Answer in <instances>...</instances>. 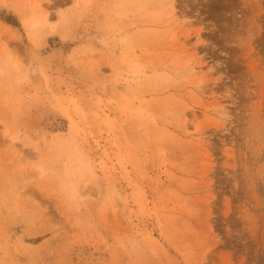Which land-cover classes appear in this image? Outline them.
Segmentation results:
<instances>
[{
	"label": "rangeland",
	"instance_id": "obj_1",
	"mask_svg": "<svg viewBox=\"0 0 264 264\" xmlns=\"http://www.w3.org/2000/svg\"><path fill=\"white\" fill-rule=\"evenodd\" d=\"M170 1L0 0V264H264V0Z\"/></svg>",
	"mask_w": 264,
	"mask_h": 264
},
{
	"label": "bare ground",
	"instance_id": "obj_2",
	"mask_svg": "<svg viewBox=\"0 0 264 264\" xmlns=\"http://www.w3.org/2000/svg\"><path fill=\"white\" fill-rule=\"evenodd\" d=\"M162 3H164V4H166V1H168V0H160ZM172 1L173 0H171L170 2H167V6H165V10H166V15L168 16V20H166V22H165V26H167V27H169V28H171V27H173V25L176 23V22H174V21H172V15H173V7H172ZM167 7V8H166ZM36 25H37V21H34L33 23H32V26L33 27H36ZM174 29V28H173ZM46 33H51V32H53L54 31V28H51V27H46ZM171 38L174 40L175 39V34H172V36H171ZM184 64H187V63H184ZM186 66H188V65H186ZM199 71V73H200V71L201 70H198ZM203 71V70H202ZM185 73H186V75L188 76V77H195L196 75H197V71L195 70V69H193L192 67H190V66H188L187 67V71H185ZM198 76H199V74H198ZM197 83H199V81H197L195 84H196V87L198 88V86H197ZM195 84H193V86L195 87ZM199 89V88H198ZM199 91H200V89H199ZM196 95V99H197V104H199V105H201L202 106V108H204V111H206V112H211V114H214L215 116H217V117H220V116H222L223 115V113H222V111H218V106L216 105V106H212V108L211 107H209V105H206L205 104V101H204V93L203 92H199V94H195ZM219 105V104H218ZM220 107V106H219ZM218 108V109H217ZM221 110V109H220ZM213 111V112H212ZM208 115V114H207ZM212 117V116H211ZM184 121V120H183ZM185 122V121H184ZM185 126V125H184Z\"/></svg>",
	"mask_w": 264,
	"mask_h": 264
}]
</instances>
